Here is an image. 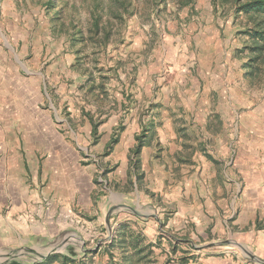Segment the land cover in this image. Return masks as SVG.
I'll use <instances>...</instances> for the list:
<instances>
[{
	"label": "rangeland",
	"instance_id": "obj_1",
	"mask_svg": "<svg viewBox=\"0 0 264 264\" xmlns=\"http://www.w3.org/2000/svg\"><path fill=\"white\" fill-rule=\"evenodd\" d=\"M247 1L0 0V174L24 192L26 228L1 261L244 253L236 234L264 229L248 202L264 188V66L246 67ZM64 169L76 186L53 215Z\"/></svg>",
	"mask_w": 264,
	"mask_h": 264
},
{
	"label": "crops",
	"instance_id": "obj_2",
	"mask_svg": "<svg viewBox=\"0 0 264 264\" xmlns=\"http://www.w3.org/2000/svg\"><path fill=\"white\" fill-rule=\"evenodd\" d=\"M59 160L57 165L59 166ZM0 174V206H3L5 202L9 199V197L14 193L13 190L16 189V205L9 211L6 219L0 215V245L3 244V248H11V246L19 243V233L24 235L26 228H24V218L23 215H19L23 211V205L25 201L24 192L22 193V189L19 188V185L16 183H11L9 180V176L7 175V171ZM50 180V179H49ZM261 181V180H260ZM257 179L254 185V188L250 190L251 199L248 200L250 205V210H252L253 218L256 217L257 212L261 209L262 205H264V196H261L262 191L264 192V188L262 187V182ZM47 185L53 189V196L55 197L56 201L54 202V209L52 210L53 215L57 212V204L61 206L59 208H63V203L65 202L64 194L68 191L69 193L72 192L76 186V182L73 180V177L69 172L65 169L62 173H58L55 177L48 181ZM13 196V195H12ZM58 199V200H57ZM66 209V208H64ZM21 211V212H19ZM16 214V215H15ZM8 226V236L3 237L4 225L3 222ZM249 220V219H248ZM253 226L254 222L252 221ZM32 225V224H31ZM36 226H39V223L34 224L32 228L34 230L41 231V229H36ZM28 229V228H27ZM32 232V231H30ZM12 235V236H11ZM238 236L237 243L244 247V253L235 252L234 250H226L224 257L216 256L210 260V264H264V229H258L254 227L253 229H249L248 231L240 232L236 234ZM17 240V241H16ZM248 249V250H247ZM247 251L248 253L252 254L251 256L244 255ZM12 263L11 260L9 261H1L0 264H10Z\"/></svg>",
	"mask_w": 264,
	"mask_h": 264
},
{
	"label": "trees",
	"instance_id": "obj_3",
	"mask_svg": "<svg viewBox=\"0 0 264 264\" xmlns=\"http://www.w3.org/2000/svg\"><path fill=\"white\" fill-rule=\"evenodd\" d=\"M244 7L246 11L252 12L250 16L257 18L255 22V27L251 28L248 33H250V38L253 39L252 43L248 44L249 48V61L246 64L249 74L259 73L262 66H264V0H248L245 2ZM141 143L136 145L134 152H138ZM129 264H135L134 258L131 255L127 256Z\"/></svg>",
	"mask_w": 264,
	"mask_h": 264
}]
</instances>
